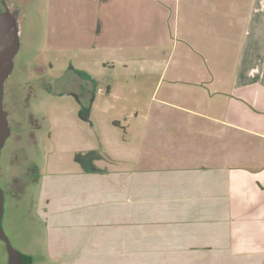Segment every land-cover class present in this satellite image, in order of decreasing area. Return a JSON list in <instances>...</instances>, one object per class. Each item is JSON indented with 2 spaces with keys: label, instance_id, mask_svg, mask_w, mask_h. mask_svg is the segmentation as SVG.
<instances>
[{
  "label": "crops",
  "instance_id": "0c3cea01",
  "mask_svg": "<svg viewBox=\"0 0 264 264\" xmlns=\"http://www.w3.org/2000/svg\"><path fill=\"white\" fill-rule=\"evenodd\" d=\"M193 1L198 7L190 11L182 0H71L70 21L77 17L83 26H62L70 31L68 45L51 40L49 31L54 46L75 52L95 47L97 24L116 43L130 31L134 49L142 31L169 32L173 25L174 31L189 32L183 47L201 49L207 59L214 49L218 66L213 75L200 73L191 90L182 87V102L170 100L171 87L155 95L175 110H168L174 119L152 120L168 117L159 106L150 107L145 136L134 150L121 146L114 171L43 174L35 203L47 224L49 254L60 264L98 256L106 257L105 264H264V0ZM105 42L103 33L100 44ZM168 43L162 40L158 48ZM137 62L133 58L126 67ZM226 62L231 70L222 75ZM89 78L94 89L95 77ZM105 84L111 95L113 83ZM92 101L59 113L76 122L74 117L88 119L93 135L74 142L82 146L75 150L83 151L77 159L84 163L95 136L103 143L96 127L105 121L94 119L99 104ZM111 120L120 123L116 116Z\"/></svg>",
  "mask_w": 264,
  "mask_h": 264
},
{
  "label": "rangeland",
  "instance_id": "374dc122",
  "mask_svg": "<svg viewBox=\"0 0 264 264\" xmlns=\"http://www.w3.org/2000/svg\"><path fill=\"white\" fill-rule=\"evenodd\" d=\"M0 1L12 3V8L19 11L22 22L20 47L14 59L13 69L4 83L3 105L6 112L7 110L11 112L10 126L14 133L13 138L11 136L7 138L0 161V183L3 190L6 186L3 227L18 250L34 257L30 264H60L58 260L51 257L47 249V224L44 218L38 214L37 206L31 208L33 203L31 204L30 197L37 198L40 187L38 183L43 174L55 171L70 173L74 170L86 172L90 170V167L92 170H101L106 173L114 171L121 162L118 158L121 155V146L124 144V149L133 148L134 150L138 146L141 133L145 136L146 125L148 127L150 121V116H148L150 107L159 106L156 109L165 111L168 117L165 119V117L153 115L152 120L165 123L167 119H174L170 111L175 110L157 102L155 95L161 96L168 87H171L173 90L171 89L170 100L176 103L182 102L180 100L182 87L191 90L192 86L198 84V75H202L200 73L213 75L214 72H218V66L214 63V59L217 58L213 59L214 49L210 50L212 51L209 52L210 59H207L200 53L201 49L183 47L182 38L189 32H183L182 29L174 31L173 25L169 32L142 31L141 46L134 49L133 44L136 39L130 31L125 34L121 42L116 43L113 34L107 32L108 28L103 30V26L97 24L93 26L94 41L97 44L93 49L82 47L71 52V49L66 50L68 48L66 46L59 53L51 47L46 49L45 41L48 38V31L52 32L51 40L68 45L70 31L62 26L69 27L71 23L75 24L73 26H83L81 22L78 23L80 25L75 23L77 17H74L72 22L70 21L71 0ZM182 1V7L186 6L190 8V11L198 7L196 1ZM222 6L225 7L224 2ZM57 29L60 30L57 31ZM103 33L106 42L101 45ZM167 39L169 43L158 48L160 41L164 42ZM118 44H121V48ZM133 58L138 61L136 65L126 67ZM57 60L60 61L54 63V68L51 69L49 61L56 62ZM106 61L110 64L114 63L115 68H111V65L105 67ZM155 62H160L161 66L155 68ZM69 63L84 71L87 68V71L94 75V89L89 98L87 99L89 93L86 95L85 89L81 98L83 101L93 100L94 104H99L94 109V119H99L100 122L105 121L96 127L98 132H102L100 135L103 143H100L99 135L95 136L97 143L93 151L88 153L89 161L86 163L78 161L77 156L83 151L77 154L75 149L82 146H76L74 142H79L82 135L88 137L91 135V126L86 123L88 119L74 117L77 113L73 112L72 116L77 119V122L71 116L67 117V114L56 119L52 127L48 123L38 125L39 121H37L42 122L43 113L50 112L52 115L66 113L68 109L65 107L80 103L81 99L74 93L76 86L70 76L72 73L67 69L70 66ZM37 64L40 66L36 69ZM41 65L45 66L44 70L41 69ZM163 69L165 70L164 75H161ZM225 70L222 75H229L231 66L229 67L227 62ZM47 72L64 77L60 80L61 91H56L52 95L46 93L45 86L49 85H46L47 81L39 79L41 77L39 75L49 76ZM189 76L192 78L190 82L187 81ZM108 77L113 83L111 84L113 87L111 95L106 93L107 84L105 83L110 81ZM135 79L136 83H134ZM134 85L140 88L134 91ZM99 86L102 89L97 92ZM183 100L186 103L185 98ZM188 102L192 103L189 100ZM12 104H17V106L12 107ZM101 106H110L112 111L110 109L106 111ZM135 109L139 112H132ZM31 114L34 121L31 119ZM115 116L120 123L115 124L111 120ZM17 133L22 136L17 138L15 136ZM253 140L261 142L258 138H253ZM117 142L119 148L115 146ZM13 176L20 177L21 181L27 184L23 193L18 192L19 187H13L11 191L7 189V184ZM35 178L36 182H34ZM84 258L87 259L85 256L80 257L81 260ZM105 260L106 257L98 256L92 262L83 264H105ZM0 264H9L1 240Z\"/></svg>",
  "mask_w": 264,
  "mask_h": 264
},
{
  "label": "water",
  "instance_id": "95a60500",
  "mask_svg": "<svg viewBox=\"0 0 264 264\" xmlns=\"http://www.w3.org/2000/svg\"><path fill=\"white\" fill-rule=\"evenodd\" d=\"M21 16L18 10L6 5L0 12V161L2 149L10 134L7 112L3 105L4 83L10 75L20 47ZM4 190L0 183V238L6 244L9 264H27V258L9 239L3 227Z\"/></svg>",
  "mask_w": 264,
  "mask_h": 264
},
{
  "label": "flooded vegetation",
  "instance_id": "af4514ba",
  "mask_svg": "<svg viewBox=\"0 0 264 264\" xmlns=\"http://www.w3.org/2000/svg\"><path fill=\"white\" fill-rule=\"evenodd\" d=\"M11 5V7L13 6L12 5V3L10 4V2H7V1H0V9H2L1 11H3L4 9H5V7H6V5ZM0 11V12H1ZM48 35H49V31H48ZM48 35H47V37H48ZM45 44H46V49L47 48H49V47H51L54 51H58L59 53H61V51H63L60 47H56V46H54V42H52L51 40H49L48 38H47V40L45 41ZM68 48L66 49V50H70L71 48L69 47V46H67ZM65 48V47H64ZM55 59H57V58H55ZM60 60H57L56 62H53V61H49V66H50V68L51 69H53L54 68V63H58ZM69 67L67 68L71 73H72V75H70L71 76V79L74 81V83H75V86H76V88L74 89V93H76V95H77V97H79V99H81L80 100V103H78V104H80L81 106H84V105H87L90 101H88L87 99L89 98V96H90V93H91V91H92V80H91V78H89V72H87L86 71V69H85V71L83 70V69H78L77 71H76V73L72 70V64H70L69 63ZM38 66H40V65H36L35 66V68L37 69L38 68ZM41 69L42 70H44L45 69V66L44 65H41ZM66 72H67V70H66ZM48 74H49V76H47V75H39V76H41L39 79H42V80H44V81H47L46 82V85H49V86H45V91H46V93H49L50 95H52V94H54V93H56V91H61V87L62 86H60V80H63L64 79V77L63 76H56L55 74H51V73H49V72H47ZM43 74V73H42ZM85 89V91L84 92H86V95H87V99H86V101H83L82 100V94H83V90ZM51 92V93H50ZM60 93H62V92H60ZM48 95V94H47ZM30 103V102H29ZM14 105L15 106H17V104H12V107H14ZM7 114H8V120H9V126L11 125V122H10V120H12V115H11V112H10V110H7ZM41 114V113H40ZM42 122H41V120H37V121H39L38 122V125H40L41 123L43 124V123H48V125L50 126V127H52L54 124H55V121H56V119H58L59 118V114L58 113H55V114H51L50 112H48V113H43L42 115ZM31 119L34 121V119H33V115L31 114ZM18 123V122H17ZM11 127V126H10ZM13 129H12V127H11V129H10V134H9V136L8 137H10L11 136V138H13ZM17 138H20L22 135L21 134H16L15 135ZM36 169H38V167L36 168ZM37 181V179L35 178L34 179V182H36ZM18 185H17V184ZM26 183H25V181H21V178L20 177H18V176H13L10 180H9V182H8V184H7V189L9 190V191H11L10 189H12L13 187H19L20 188V190L18 189V192H20V193H23V191H25V187H26ZM5 190H6V186L4 187V192H5ZM31 198V200H30V202H31V208L34 206V207H36V203H35V196L33 197V196H31L30 197ZM0 240L2 241V243L4 244V247H5V251H6V254H7V257H8V253H7V250H6V244H5V242L0 238ZM24 254V253H23ZM25 255V254H24ZM25 257L27 258V264H29V255L27 254V255H25Z\"/></svg>",
  "mask_w": 264,
  "mask_h": 264
},
{
  "label": "trees",
  "instance_id": "16d2710c",
  "mask_svg": "<svg viewBox=\"0 0 264 264\" xmlns=\"http://www.w3.org/2000/svg\"><path fill=\"white\" fill-rule=\"evenodd\" d=\"M13 9H15V8H13ZM25 255H27V254H25ZM30 260H29V264L34 260V257L33 256H31V255H29V257H28Z\"/></svg>",
  "mask_w": 264,
  "mask_h": 264
}]
</instances>
